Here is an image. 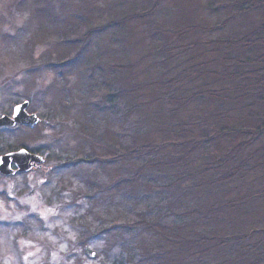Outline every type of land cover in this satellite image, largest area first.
I'll return each mask as SVG.
<instances>
[{
    "label": "rangeland",
    "instance_id": "374dc122",
    "mask_svg": "<svg viewBox=\"0 0 264 264\" xmlns=\"http://www.w3.org/2000/svg\"><path fill=\"white\" fill-rule=\"evenodd\" d=\"M259 26L264 0H0V117H13L27 102L26 113L38 119L0 126V156L25 149L43 157L26 172L12 162L14 174L0 173V264H150V253L135 249L153 235L140 219L153 220L165 204L176 215L186 211L182 229L167 221L182 246L203 238L200 213L216 215L207 205L216 206L222 183L208 169L213 158L205 147L186 153L198 142L189 139L196 121L182 105L173 116L171 97L182 94L179 86L192 78V68L203 70L198 63L231 54L226 40ZM211 40L225 43L215 48ZM128 82L144 104L122 129L118 107L122 98L131 102L124 95ZM118 89L123 95L116 103ZM158 108L164 115L152 127L147 119ZM107 132L110 139L103 137ZM183 135L189 139L184 154L173 143ZM218 139L211 143L224 151ZM147 144L167 147L151 146L155 151L146 154L140 148ZM177 173L182 177L173 179ZM256 215L246 216L253 221ZM207 225L216 230V217ZM242 226L246 234L249 226ZM194 250L181 264H206L216 256Z\"/></svg>",
    "mask_w": 264,
    "mask_h": 264
},
{
    "label": "trees",
    "instance_id": "16d2710c",
    "mask_svg": "<svg viewBox=\"0 0 264 264\" xmlns=\"http://www.w3.org/2000/svg\"><path fill=\"white\" fill-rule=\"evenodd\" d=\"M257 34L264 37V26L255 28L249 34H243L236 41L234 39L226 40V42H229L226 43L229 44L226 45L227 49L229 51L230 48L232 49L231 54H225L222 62L213 58L202 64L198 63L200 66H205L203 70L195 69V71L192 68V78L187 80L186 85L179 86V88H183L180 90L182 94L177 95V97L174 94L171 97L174 105H177L178 108L174 109L178 112H171L173 116H180L179 106L182 105L183 107L186 106L183 112L190 119L192 118L197 122H193L192 127L194 130L198 129V131L189 137L192 142L198 141L197 145H192L186 153L188 154L198 147H205L206 155L213 158L208 169H215L217 172V179H212L210 183L216 179V182L222 183V185L219 186V190H216V195H219L216 196V206L213 207L214 202L212 201L207 205L211 206L210 210L216 212V215L210 216L211 214L204 213V211L200 213L202 216H200L199 221L202 224L199 226L203 229L201 231L204 235L203 238L198 237V240L188 241V245L185 244L186 246H182L183 243L171 235L168 224V222H171V226L182 229L181 223L184 221L186 211L176 215L175 211L171 209L172 205L168 210L166 208L169 205L165 204L163 209L158 210L159 212L153 220H149L152 217L140 219L141 223H146L150 227L153 235L147 242L141 240V247H135V249L137 255H143L144 252L150 253V257H147L150 264L185 263V259L191 257V255H187V252L194 250L196 247H199L200 251L194 250L195 256L204 254V252L206 254L215 252L216 256L212 257V260L206 261V264H264V218H260L264 217L260 216L264 215V191H257L260 188L259 186L264 185V141L262 145L259 143L251 151L248 150L249 145L255 143L256 139L264 137V39L260 40L261 38H258L254 41L253 37L258 36ZM217 42L225 43L214 40L207 43L216 48L217 44L215 43ZM234 45H236V48L233 49ZM184 52H187V48L186 51L173 53L170 60ZM151 53L152 51L150 55ZM208 68H210L209 71ZM175 81H177V78ZM127 84L125 89H128V91L124 95H130L131 102L125 104V100L122 98L123 106L118 105V109L123 108L122 111L120 110V114L123 113L124 119L121 123L122 125L124 123L122 129H126L130 114L133 111H138V107H141L142 103H140L142 95L138 94L139 92L137 93V87L129 82ZM115 93V102H121L119 99L123 95L122 91L118 89ZM162 96L158 97L160 98L158 100L160 105L165 102ZM106 100L109 101L110 99L107 98ZM193 105V111H191L192 108L189 110ZM195 110L199 112L195 113ZM153 114L155 115L154 119H147L148 123L144 120L142 123L138 121L139 127L136 126V128H142L143 123L158 127L159 118L164 114L160 108L155 109ZM177 126L179 125L175 123L174 127ZM107 128L110 131L111 127L107 126L106 130ZM163 131L166 133L165 129ZM179 131L183 132L182 129ZM138 136L139 134H136L135 138ZM103 137L110 139L108 132ZM220 137L223 140L221 143L224 144V151L219 146L211 143L216 142V139L219 140ZM189 139L183 135L177 141L173 140V143H176V151L184 154L183 150L188 148L187 142ZM115 140L120 143L119 139L116 138ZM241 142L243 145L239 148L238 143ZM134 144L132 141L131 145ZM166 144H169V142ZM153 145L147 144L144 145L145 148L140 149H144L146 154H149L156 149L151 148V146L164 149L167 147L162 144ZM244 145H246V148L243 147ZM109 151L105 152L103 149L104 154ZM214 152L216 154L211 156ZM92 161L97 160L93 157ZM178 163L181 162L178 161ZM184 163L186 162L183 160ZM212 164L213 166H211ZM132 168H130V171ZM177 174L173 175V179L183 175ZM157 184L159 187L162 186L160 183ZM163 186L167 187L165 184ZM156 189L158 190V188ZM211 193L213 192L210 191L209 194ZM191 197H194V194H191ZM207 198H210V196L208 195ZM190 203L191 200H186L184 204L188 206ZM254 211L258 215L251 221L246 215ZM215 217L216 230L210 232L208 230L210 226L207 224ZM206 222L208 223L204 224ZM243 223L249 226L246 234L240 229V227H243Z\"/></svg>",
    "mask_w": 264,
    "mask_h": 264
},
{
    "label": "water",
    "instance_id": "95a60500",
    "mask_svg": "<svg viewBox=\"0 0 264 264\" xmlns=\"http://www.w3.org/2000/svg\"><path fill=\"white\" fill-rule=\"evenodd\" d=\"M27 102L15 107V113L13 117L3 115L0 117V126L12 125L15 122L23 123L25 125L35 124L37 117L33 114L29 115L26 113L25 108ZM43 157L40 155L32 154L25 149H21L16 152H11L6 155L0 156V173L3 174H14L15 170L12 168V162L18 167V172L28 171L34 163H41Z\"/></svg>",
    "mask_w": 264,
    "mask_h": 264
}]
</instances>
